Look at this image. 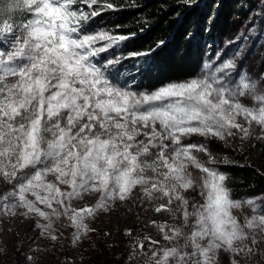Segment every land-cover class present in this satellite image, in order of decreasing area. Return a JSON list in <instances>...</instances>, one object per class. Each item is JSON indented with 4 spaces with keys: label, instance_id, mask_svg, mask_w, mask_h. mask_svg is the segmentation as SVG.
I'll list each match as a JSON object with an SVG mask.
<instances>
[{
    "label": "snow or ice",
    "instance_id": "obj_1",
    "mask_svg": "<svg viewBox=\"0 0 264 264\" xmlns=\"http://www.w3.org/2000/svg\"><path fill=\"white\" fill-rule=\"evenodd\" d=\"M119 7L0 0V218L32 221L30 244L50 240L55 251L62 228L77 247L96 231L90 221L133 200L171 222L151 221L160 240L133 237L125 264H221L222 253L227 264H264V193L233 198L207 143L264 142V73L240 71L236 59L264 23L253 16L231 54L217 50L197 76L148 90L139 83L152 49L125 53L130 35L88 31ZM253 11L264 22V0ZM85 196L95 203L77 207ZM40 250H21L25 264Z\"/></svg>",
    "mask_w": 264,
    "mask_h": 264
},
{
    "label": "trees",
    "instance_id": "obj_2",
    "mask_svg": "<svg viewBox=\"0 0 264 264\" xmlns=\"http://www.w3.org/2000/svg\"><path fill=\"white\" fill-rule=\"evenodd\" d=\"M111 2L120 6L118 10H107L93 18L87 26L88 31L108 28L117 34L130 35L129 39L121 42L125 53L152 49L146 58L151 61L150 71L140 77L139 83L140 88L152 90L168 82L195 76L204 59L205 44L216 32L227 34L237 28L238 23L232 19L234 12H240L242 17L246 14V10L236 9L237 4L250 7L253 0ZM117 25L120 27L116 28ZM161 41L162 44L159 43ZM125 61H130L131 65L134 58ZM195 139L201 138L195 136ZM208 143L216 157L223 152L225 159L230 161L228 164L220 161L217 165L226 174V184L233 195L264 193V143H257L258 152L251 162H247L241 150L226 151L215 140ZM223 259L227 262L226 256ZM67 261L72 264L69 259Z\"/></svg>",
    "mask_w": 264,
    "mask_h": 264
},
{
    "label": "rangeland",
    "instance_id": "obj_3",
    "mask_svg": "<svg viewBox=\"0 0 264 264\" xmlns=\"http://www.w3.org/2000/svg\"><path fill=\"white\" fill-rule=\"evenodd\" d=\"M250 4V7H247V4H237L236 9L238 11L246 10V14L242 17L240 12H234L232 19L238 23L237 28L228 31L227 34L216 32L213 35L211 41L205 44L203 62L219 49H224L225 56H229L232 50L236 48V44L233 43L229 48L228 42L233 41L241 32H244L245 26L253 16L257 17V27H259L260 23H264L259 21L258 11H253L259 8L260 0H253ZM216 6L217 3H215L214 7ZM213 16L214 14L211 15V17ZM109 54V52L103 53L102 57L107 58ZM236 59L240 71L247 70L253 76L264 73V34H259L257 31L251 33L242 54ZM129 63L130 61H124L125 65L130 66ZM200 69L195 76L199 74ZM191 141L205 142L202 139H195V136L191 138ZM185 142L188 143L189 141ZM236 143L237 147L245 154L247 162L253 161L258 152L256 149L258 142L252 141L242 146L239 141ZM224 148L226 151L234 150L225 146ZM223 154L221 152L216 157L218 163L225 161L226 157ZM198 155H201L202 159H207L202 154ZM217 164L214 167L221 171ZM189 195L195 196L196 193H190ZM246 195L248 194H232V197L239 198ZM94 203V196H85L82 200L74 201L77 207L89 206ZM154 203H160V201ZM151 221L171 222V217L167 212L155 213L153 204L150 203H145L143 206H138L133 200L117 203L113 211L109 213L102 212L95 220L89 222L90 227L96 231L90 234V239H86L77 247H72L70 244L73 229L62 228L63 246H61L60 242H57L56 250L53 251L50 247L52 243L50 240L41 239L37 240L36 243L30 244L38 235L37 231L33 230L32 221L20 217L14 219L0 218V264H25L24 254L30 253L37 246H40L41 250L34 253L36 259L33 264H63L65 259H69L72 264H125V260L121 259V257L128 255V244L133 237L151 236L154 240H160V236L156 228L152 226ZM129 230L131 231V236L126 235ZM45 246L49 247L45 249ZM21 250L24 254H20ZM224 256L226 255L222 253L221 264H227V262H224ZM226 258L228 261L227 256Z\"/></svg>",
    "mask_w": 264,
    "mask_h": 264
}]
</instances>
